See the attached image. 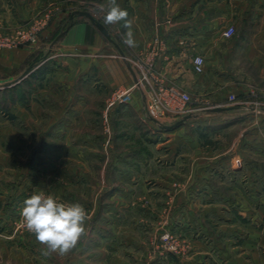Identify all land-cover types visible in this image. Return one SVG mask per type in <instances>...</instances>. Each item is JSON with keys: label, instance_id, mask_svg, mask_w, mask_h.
<instances>
[{"label": "rangeland", "instance_id": "rangeland-1", "mask_svg": "<svg viewBox=\"0 0 264 264\" xmlns=\"http://www.w3.org/2000/svg\"><path fill=\"white\" fill-rule=\"evenodd\" d=\"M33 1L0 0V7L5 5L14 13L24 7L29 15V19L19 22L18 26L0 20L5 31L8 29L16 34L21 27H38L36 42L17 46H35L34 49L39 46L24 68L45 58L50 40L65 30L75 11H90L104 23V14L99 11L100 5H107L103 0H37L30 5ZM53 22L59 26L54 35L46 37ZM105 25L111 32L118 31L119 24ZM16 76L13 70L0 69V83ZM61 78L56 82L59 87L56 95L46 93L45 84L33 79L9 90H0V264H168L164 263L167 261L169 264H252L253 260L255 264L251 248L249 252L240 251L243 239L240 233H234L238 227L250 230L256 222L261 230L257 246L264 255V203H256L255 198L254 202L251 200L256 189L231 187L230 182L221 181L224 175L212 171L216 162L233 153L226 151L231 148L240 126L234 127L229 122L209 125L206 118L203 123L197 124V121L194 126L182 130L181 134L178 133L180 128H174V132L165 134L159 141L165 143L163 148L156 150L159 144L154 140L152 156H147L151 170L145 171L147 165L143 159L142 163L136 162L133 172L128 168L120 171L115 163L125 165V155L121 151L128 147V140L117 137L114 140V133L106 140L103 133L108 135L109 128L117 132L120 125L122 128L126 124L123 121L117 125L118 116L114 115L106 129L103 123L105 101L85 88L77 87L78 91L68 93L65 90L68 82L65 76ZM202 92L198 90L193 94V106L205 98ZM70 93L73 96L68 99ZM112 94L104 97L108 103ZM86 98L89 104L77 103ZM201 105L203 107L197 111L207 117L210 108L208 104ZM156 114L162 117L159 119L164 124L180 119L174 120L169 113ZM78 115L77 120L73 119ZM65 116L74 123L71 129H67L68 123L61 121ZM234 117L238 116L229 115L227 121L232 122ZM153 123L158 127L155 130L161 128L157 122ZM58 127L69 130L67 135L64 131L58 132ZM162 130L165 128L159 131ZM193 136L196 139H192ZM177 142L179 149L184 150L179 167L185 172V183L178 181L179 184L165 187L167 178L171 181L177 177L176 156H165L167 149H175ZM90 147L99 150L90 152L89 162L83 166L87 156L83 158L82 152L90 151ZM192 147L199 148V153L195 154ZM115 153L122 155L119 161ZM192 164L195 168L190 172ZM234 164L239 165L240 161ZM204 174L216 175L211 180L212 189L202 186ZM241 174L234 177L240 179ZM144 181L147 185L142 186ZM115 183L119 186L113 185ZM37 191L65 202L80 203L91 217L86 224V235L65 256L42 255L43 246L21 222L24 200ZM258 192L264 195L262 185ZM200 194L203 197L198 200ZM242 196H247L248 200ZM224 197H230L232 204L228 200L225 204ZM177 199L185 202L179 205ZM243 209L247 214L241 220L238 211ZM260 210L261 223L253 219ZM223 215L230 217L226 220Z\"/></svg>", "mask_w": 264, "mask_h": 264}, {"label": "crops", "instance_id": "crops-1", "mask_svg": "<svg viewBox=\"0 0 264 264\" xmlns=\"http://www.w3.org/2000/svg\"><path fill=\"white\" fill-rule=\"evenodd\" d=\"M35 2L37 0L30 5H34ZM103 2L107 4V0ZM117 3L128 11L129 18L133 20L132 31L137 41L135 48L124 44L123 33L127 29L123 28L122 24H116L118 31L110 32L125 53L124 56L120 48L109 41L93 23L85 17L76 16L63 30L58 40H56L58 36L50 40L48 54L38 62L32 73L13 86H19L27 79H33L43 82L45 84L43 87H47L46 93L53 95L59 92L57 80L65 76L68 84L64 85L68 93L78 91L77 87L96 92L106 104L103 111L105 127L114 115L118 116L117 125L123 121V124H126L122 128L120 125L118 127L120 130L117 132L115 129L112 132L106 127L109 133L108 135L103 133L104 139L112 138L114 133V140L116 137L128 140V147L121 151L125 155V165L120 162L115 163L116 169L120 171L128 168V171L133 172L134 168H137L136 162L142 163L143 159L146 162L144 165H147L145 171L151 170L147 156H152L154 140L159 144L156 150L163 148L162 144L165 143L159 141H162L165 134H171L175 129L180 128L181 131L178 133L181 134L182 130L194 126L197 121V124H201L206 118L209 120V125L229 122L234 127L240 126L231 148L226 151L232 150L233 153L224 160L216 162V167H213L212 171L224 175L221 181L230 182L231 187L256 189V195L251 198L252 202L256 199V203H264V195L258 192L260 185L264 187V0H117ZM23 8L19 7V13H14L9 7L2 5L0 20H5L8 24H12L11 26H18L19 22L29 19ZM228 25H234L236 28V34L231 38L222 36V31ZM58 26L57 22H53L45 33L46 37L54 35ZM40 43L47 45L45 42L39 41ZM34 48L35 46H23L0 49V69L13 70L16 72V78L19 77L25 70V63L37 53L39 46ZM196 54L205 56V71L202 74L196 73L193 68V58ZM130 59L153 61L157 77L167 84L180 85L192 95L198 90L203 91L202 95L206 96L198 101L200 103L196 107L208 104L211 110L209 109L207 117L203 112L196 110L193 112V117L175 129L155 130L158 127L153 122L156 121L148 113L149 85H135L137 69ZM13 86L0 87V90L6 91ZM120 87L133 89L131 102L109 105L104 97ZM231 93L237 94L240 98L237 104H229L228 97ZM71 96L73 95L70 93V97L67 98L70 99ZM77 103L89 104V99ZM219 107L225 109L216 110ZM229 115L238 117H234L230 122L227 121ZM78 117L79 115L73 119L77 120ZM61 121L68 123L67 129H71L74 124L66 116ZM109 126L112 129V123ZM56 129L58 132L64 131L66 135L69 131L61 127ZM192 139L196 137L193 136ZM179 146L177 142L175 149L168 150V148L165 153L166 157L176 156L177 176L171 181L167 178L165 187L179 184L178 181L185 183V172L179 167L184 150L179 149ZM89 150L87 149L85 154L82 152L83 158L87 156L83 159V166L85 162H89V153L99 149L90 147ZM194 151L196 154L200 149L194 148ZM115 155L119 156L118 161L122 158L120 153ZM234 161H240V164L235 165ZM194 165L192 164L190 172L194 171ZM105 166L104 170L107 168ZM238 173H242L240 179L234 177ZM204 175L202 186L212 189L211 180L216 175ZM133 177L134 175H130V178ZM228 177L230 179H227ZM144 182L142 186L146 184ZM113 185L119 186L116 183ZM202 197L203 195L200 194L198 200ZM242 197L245 201L248 200L247 196ZM229 199L231 198L224 197L225 204ZM183 202L185 200L177 199V204ZM238 213L242 215L241 220H244L247 212L243 209ZM223 216L226 220L230 217V215ZM253 219L262 222L261 210L260 214L253 216ZM258 225L260 224L256 222V226L251 227L250 230L246 227L244 229L238 227L234 234L240 233L243 239L240 251L249 252L251 248L255 264H264V255L261 253L263 250L257 246L261 237ZM253 262L254 260L252 264ZM164 263L169 264L168 261Z\"/></svg>", "mask_w": 264, "mask_h": 264}, {"label": "clouds", "instance_id": "clouds-1", "mask_svg": "<svg viewBox=\"0 0 264 264\" xmlns=\"http://www.w3.org/2000/svg\"><path fill=\"white\" fill-rule=\"evenodd\" d=\"M99 11L104 14L105 24H122L127 29L123 33L125 45L137 46L132 31L133 20L117 0H107V5H100ZM20 216L25 229L43 246L41 254L44 256L69 254L86 235V224L91 219L80 203L65 202L44 191L33 192L24 200Z\"/></svg>", "mask_w": 264, "mask_h": 264}, {"label": "built area", "instance_id": "built-area-1", "mask_svg": "<svg viewBox=\"0 0 264 264\" xmlns=\"http://www.w3.org/2000/svg\"><path fill=\"white\" fill-rule=\"evenodd\" d=\"M7 30L5 31L3 27L0 26V49L15 48L22 43L37 41V25L31 29L21 27L16 34ZM235 34L236 28L234 25H228L222 31V36L225 38H231ZM14 35H16L17 38H14ZM130 62L133 63L137 69V81L135 85H149V98L147 101L148 111L153 118L163 123V121L159 119L162 117L158 116L156 113L164 115L169 113V115L174 116V120H177L197 110V107L193 106V95L189 91L177 84H167L155 75L153 61L130 59ZM205 63V56L203 54L194 55L193 68L196 73H204ZM132 98V88L120 87L113 91L108 104H127L131 102ZM239 101L240 98L235 93H231L228 97V102L231 105L237 104Z\"/></svg>", "mask_w": 264, "mask_h": 264}, {"label": "water", "instance_id": "water-1", "mask_svg": "<svg viewBox=\"0 0 264 264\" xmlns=\"http://www.w3.org/2000/svg\"><path fill=\"white\" fill-rule=\"evenodd\" d=\"M75 16H79V17H85L87 19H89L100 31L101 33L112 43H114L117 47L120 48L119 44L116 42V40L113 38L110 30L108 29V27L102 22L100 21L98 18H96L90 11L87 10H77L74 13L71 14L70 19H74ZM63 34V31L58 35V37L56 38V40H58ZM122 55L124 56L125 53L123 52V50L120 48ZM38 66V63L33 62L31 63L29 66H27L25 68V70L22 72V74L17 77L16 79H12V80H8L5 81L3 83H0V87L6 88V87H10L13 85H16L17 83H19L20 81H22L25 77H27L29 74L32 73V71ZM225 109V107H219L216 110H223ZM194 113H189L185 116H183L182 118H180L179 120L175 121L174 123H170V124H164L162 122H160L159 120L154 119V121H156L161 128H165V129H173L181 124H183L186 120H188L189 118L193 117Z\"/></svg>", "mask_w": 264, "mask_h": 264}, {"label": "trees", "instance_id": "trees-1", "mask_svg": "<svg viewBox=\"0 0 264 264\" xmlns=\"http://www.w3.org/2000/svg\"><path fill=\"white\" fill-rule=\"evenodd\" d=\"M70 23H71V21H70ZM35 62H39V60H37V61H35Z\"/></svg>", "mask_w": 264, "mask_h": 264}]
</instances>
